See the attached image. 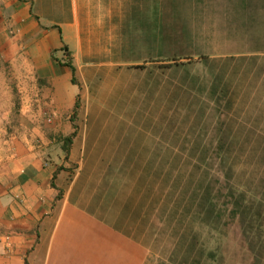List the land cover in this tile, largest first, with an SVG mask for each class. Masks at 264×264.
<instances>
[{
  "label": "crops",
  "instance_id": "0c3cea01",
  "mask_svg": "<svg viewBox=\"0 0 264 264\" xmlns=\"http://www.w3.org/2000/svg\"><path fill=\"white\" fill-rule=\"evenodd\" d=\"M174 6L197 98L225 120L238 98L232 93L242 92V124L257 134L264 0ZM167 7V0H0V264H150L144 214L135 208L142 155L115 138L106 146L97 135L71 134L99 107L102 87L88 86L92 76L165 66ZM87 95L95 100L88 104Z\"/></svg>",
  "mask_w": 264,
  "mask_h": 264
},
{
  "label": "rangeland",
  "instance_id": "374dc122",
  "mask_svg": "<svg viewBox=\"0 0 264 264\" xmlns=\"http://www.w3.org/2000/svg\"><path fill=\"white\" fill-rule=\"evenodd\" d=\"M167 3L165 66L92 76L88 86L102 87L99 107L71 135H97L106 146L116 139L142 155L135 208L150 264H264V124L257 134L242 124V92L232 93L225 120L197 98L189 44L175 28V0Z\"/></svg>",
  "mask_w": 264,
  "mask_h": 264
},
{
  "label": "trees",
  "instance_id": "16d2710c",
  "mask_svg": "<svg viewBox=\"0 0 264 264\" xmlns=\"http://www.w3.org/2000/svg\"><path fill=\"white\" fill-rule=\"evenodd\" d=\"M67 64H69V63H67ZM69 66H70V68L72 69V71L74 70V67H73V65H71V64H69Z\"/></svg>",
  "mask_w": 264,
  "mask_h": 264
},
{
  "label": "bare ground",
  "instance_id": "6f19581e",
  "mask_svg": "<svg viewBox=\"0 0 264 264\" xmlns=\"http://www.w3.org/2000/svg\"><path fill=\"white\" fill-rule=\"evenodd\" d=\"M161 230V229H160ZM157 233V232H156ZM160 234V233H159ZM150 237V236H149Z\"/></svg>",
  "mask_w": 264,
  "mask_h": 264
},
{
  "label": "built area",
  "instance_id": "2783aa9c",
  "mask_svg": "<svg viewBox=\"0 0 264 264\" xmlns=\"http://www.w3.org/2000/svg\"><path fill=\"white\" fill-rule=\"evenodd\" d=\"M7 238V237H6ZM1 239V238H0Z\"/></svg>",
  "mask_w": 264,
  "mask_h": 264
}]
</instances>
